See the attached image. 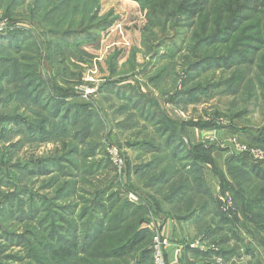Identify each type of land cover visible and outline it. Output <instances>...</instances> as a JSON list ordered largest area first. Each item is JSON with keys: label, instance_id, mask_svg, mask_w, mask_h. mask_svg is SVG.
Masks as SVG:
<instances>
[{"label": "rangeland", "instance_id": "1", "mask_svg": "<svg viewBox=\"0 0 264 264\" xmlns=\"http://www.w3.org/2000/svg\"><path fill=\"white\" fill-rule=\"evenodd\" d=\"M18 1L21 5L8 15L9 1L0 0V35L15 37L12 46L0 50V58H21L19 68L13 62L0 64V264H52L54 257L41 247L48 239L42 229L77 226L85 208L78 197L92 200L94 186L105 189L112 183L107 193L117 196L119 208L131 201L129 194L138 199L134 203L156 195L132 171L167 155L158 154L165 152L167 138L160 139L165 133L172 147L184 145L182 156L195 146L210 147L209 164L202 167L216 203L205 196L211 213L193 217L207 236L210 227L220 224L217 212L223 213L221 198L228 192L222 190L220 175L229 181L227 160L239 155L264 167V48L258 43L264 42V28L261 37L251 30L259 25L256 12L244 10L240 20L249 21L232 20L217 40L196 52L225 58L205 68L190 56L192 21L174 16V10L165 19L154 7L162 0ZM198 1L206 9L212 0ZM211 18L216 22L218 16ZM64 31L75 34L74 40L65 39ZM238 38L241 48L221 43ZM51 54H57V62ZM58 99L66 104L62 115L72 109L67 124L51 118ZM41 119L46 124H38ZM252 149L261 156H251ZM109 150L119 154L121 168L112 164ZM38 167H47L48 174L34 175ZM70 184L78 185V196L59 191ZM247 184L262 200L264 184L253 178ZM109 203L106 198L104 205ZM225 215L229 220L240 215L235 202ZM151 218L161 217L151 210L145 219ZM226 228L247 239L250 264H264V252L247 230L236 223ZM150 246L144 249L149 252ZM210 249L219 254V247Z\"/></svg>", "mask_w": 264, "mask_h": 264}, {"label": "trees", "instance_id": "2", "mask_svg": "<svg viewBox=\"0 0 264 264\" xmlns=\"http://www.w3.org/2000/svg\"><path fill=\"white\" fill-rule=\"evenodd\" d=\"M5 1H9L8 15L13 8L21 5L18 0ZM162 1L164 2L156 4L154 7H158L165 19L174 10V16L192 21L191 23L194 29L190 37L191 44L189 51L190 56L191 53L194 57L197 56L195 59L200 62L197 64L199 66L201 64L206 68L213 64L215 66L221 65L225 60L224 57L214 59L213 56L203 57L201 53L196 52H200V49L203 48L202 46H207L210 44V41L217 40L221 32L228 25L230 26L232 20L238 22L244 10L256 12L259 18L257 22L259 25H253L251 30L258 31L259 36H262L261 30L264 28V0H212L206 9H204L203 3L198 0ZM156 2L158 0H155ZM254 6H260L262 9L256 11V9H252ZM214 13L218 16L216 22L211 18ZM249 19L250 17H247L240 21L245 22L249 21ZM196 24L198 28L196 27L197 30L195 31ZM231 29L233 31L235 30V28ZM247 29L245 28L242 33L247 31ZM91 30H97V28ZM238 30L236 29V31ZM7 36L10 35H0V50L12 46L15 37ZM62 36L67 40L73 41L75 34L64 31ZM52 37H57V34L54 33ZM229 39L221 42L226 48H241V44L238 43L239 38L232 43H230ZM258 43L264 48L263 41L258 40ZM14 55L18 57L17 55L19 53ZM238 56H242V60H244L243 53H240V51H238ZM49 57L52 60L55 59L54 62L58 61L57 54H51ZM20 60L21 58L7 61V59L0 58V64L13 62V66L19 68ZM188 60V57L185 58L186 63ZM262 88L264 87L262 86ZM65 105L61 99L54 101L52 120L61 117V120H65L64 123L67 124L66 122L70 118L69 115L72 109H65L62 115V108ZM71 107L76 110L82 109L81 106L79 107L76 104H72ZM45 121L41 119L38 124H46L44 123ZM62 128H64L62 132H66L65 125ZM164 136L167 138L163 142L165 152H158V154L167 155L165 157L152 158L148 164L142 165V168L134 167L132 171V175L137 177V181L142 180L146 188L155 189L160 199L147 194L148 198L140 196L139 203L128 201L127 203L125 202L124 208H119L118 203L120 201L117 196L114 194L111 195V193L108 195L107 193L113 188L112 183L109 187H105V189H100L102 186L100 184L94 186L93 190L89 193L92 196V200L85 202L82 198L78 197L85 208L79 213L81 216L78 219L77 226L64 223L59 226H49L47 229H42L48 232V239L44 244H40L43 250L50 254V257H54L51 259L53 261L52 264H74L75 261H78L80 264H93V260H97L100 262L99 264H106L112 261L116 262L114 264L121 262L123 264H151V251L149 250L148 252V248L144 249L146 248L145 245L151 242V234L147 228L142 227L147 222L145 216L149 211L152 210L159 215L164 211V207L168 205L170 212L166 216L179 220L191 219L194 215L196 216L197 212L201 214H204L206 211L207 214L211 213L209 211L210 209L208 210L207 200L204 201V198L208 196L209 200L213 202V206L216 201L213 196L211 197L212 194L206 188V168L203 169L202 167L204 164H209L208 153L210 147L205 148L202 145L195 146L192 147L193 152L191 149H187V152L182 156L184 145L180 144L172 147L174 143H172L170 135L165 133L161 135L160 139H163ZM64 147H67L66 144ZM182 159L185 161L186 166L183 165ZM170 161H176V166L169 167L168 162ZM226 165L230 179L228 181L224 176L220 175L222 190L228 192L232 197L233 203H236L240 215L236 216L234 218L235 220H229L224 212L221 215L217 212L216 215L219 217L220 224L217 223L215 227H210L209 230L210 232L217 229L221 231L224 225L233 227L236 223L237 226L247 230L254 237L257 243L256 246H259L261 251L264 252V237H262V233L264 234V192H262L263 196H261L263 199L258 200L254 191H251L252 187L247 184L248 180L250 181L252 178L264 184V167L250 163L247 158L239 157V155H233L229 158ZM46 168L38 167L34 169V175L43 176L48 174ZM159 168V173L154 174L153 172ZM141 173L143 174L142 176L140 175ZM147 179L149 180L147 181ZM70 185L72 188L68 186L70 189L60 188L59 191L71 193L69 198L78 196V185L76 184V187L75 184ZM106 198L110 202L107 206L104 205ZM214 212H216V209H214ZM70 215L73 216V213ZM53 216L55 217L56 213ZM232 231L229 229V232ZM234 234V238H238L239 233L238 235L236 233ZM239 248V245L235 243L230 250L237 252ZM244 248L245 253L251 254L252 250H250V247L245 246ZM80 257H85V259Z\"/></svg>", "mask_w": 264, "mask_h": 264}, {"label": "crops", "instance_id": "3", "mask_svg": "<svg viewBox=\"0 0 264 264\" xmlns=\"http://www.w3.org/2000/svg\"><path fill=\"white\" fill-rule=\"evenodd\" d=\"M151 195L149 196L160 199L157 194ZM169 212L170 207L167 205L164 207V211L158 215L161 218L156 219L160 223L162 234L170 241L165 252L167 264H250L249 254L245 253L244 248L247 239L242 234L239 233L238 238H234L224 225L221 230L223 231L222 237H220L218 229L212 230L204 237L199 232L198 224L193 222V218L188 220L175 219L166 216ZM235 243L240 248L237 252H232L230 249ZM212 246L219 247V254L211 251L210 247Z\"/></svg>", "mask_w": 264, "mask_h": 264}, {"label": "built area", "instance_id": "4", "mask_svg": "<svg viewBox=\"0 0 264 264\" xmlns=\"http://www.w3.org/2000/svg\"><path fill=\"white\" fill-rule=\"evenodd\" d=\"M240 151L244 152L245 149L239 148ZM110 160L112 164L118 168H121L123 165V161L119 154L115 151H108ZM251 156H253L255 159L257 156H261V153L258 150L252 149V152H249ZM128 198L131 200V202H137L138 199L133 194H129ZM221 210L224 213H228L232 211L233 209V199L229 195H224L221 198ZM145 228H147L151 234V264H167L165 260V252L167 248L170 245V241L168 238H166L160 229V223H158V220L151 218L145 225Z\"/></svg>", "mask_w": 264, "mask_h": 264}]
</instances>
